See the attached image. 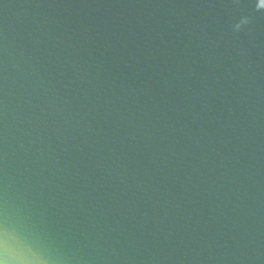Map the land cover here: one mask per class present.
Listing matches in <instances>:
<instances>
[{"label":"water","instance_id":"obj_1","mask_svg":"<svg viewBox=\"0 0 264 264\" xmlns=\"http://www.w3.org/2000/svg\"><path fill=\"white\" fill-rule=\"evenodd\" d=\"M0 259L264 264L261 0H0Z\"/></svg>","mask_w":264,"mask_h":264},{"label":"clouds","instance_id":"obj_2","mask_svg":"<svg viewBox=\"0 0 264 264\" xmlns=\"http://www.w3.org/2000/svg\"><path fill=\"white\" fill-rule=\"evenodd\" d=\"M0 264H8V261L6 259H0Z\"/></svg>","mask_w":264,"mask_h":264},{"label":"snow or ice","instance_id":"obj_3","mask_svg":"<svg viewBox=\"0 0 264 264\" xmlns=\"http://www.w3.org/2000/svg\"><path fill=\"white\" fill-rule=\"evenodd\" d=\"M261 3L264 4V0H261Z\"/></svg>","mask_w":264,"mask_h":264}]
</instances>
